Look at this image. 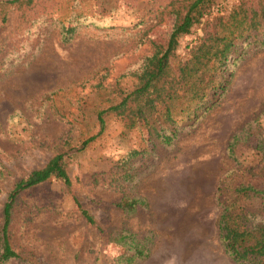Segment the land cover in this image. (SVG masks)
Here are the masks:
<instances>
[{
	"label": "rangeland",
	"instance_id": "rangeland-1",
	"mask_svg": "<svg viewBox=\"0 0 264 264\" xmlns=\"http://www.w3.org/2000/svg\"><path fill=\"white\" fill-rule=\"evenodd\" d=\"M169 1L38 0L25 11L7 12L0 22V223L14 183L54 154L70 156L72 180L66 185L51 179L19 195L8 228L19 258L6 264H114L133 245L148 252L137 264H236L218 240L216 192L222 176L234 169L225 153L233 131L255 120L264 152V48H246L225 92L171 146L145 128L125 129L114 117L96 135L97 112L136 84L131 73L153 52L149 30L161 38L168 30L166 20L156 23ZM241 1L217 0L213 15L227 14ZM73 11L78 28L64 42L61 23ZM204 28L212 24L204 21L179 38L173 66ZM91 136L96 137L76 150ZM132 148L140 153L131 168L115 167ZM242 149L246 156L256 151ZM123 197L147 205L127 211L117 206ZM121 232L131 242L118 244L114 238Z\"/></svg>",
	"mask_w": 264,
	"mask_h": 264
},
{
	"label": "trees",
	"instance_id": "trees-1",
	"mask_svg": "<svg viewBox=\"0 0 264 264\" xmlns=\"http://www.w3.org/2000/svg\"><path fill=\"white\" fill-rule=\"evenodd\" d=\"M37 1L0 0V22L6 20L7 12L25 11ZM216 1L170 0L160 8L156 25L161 26L166 20L168 30L163 38L150 36L149 30L153 52L131 73L136 84L129 90H119V100L97 112L99 129L96 135L105 131L106 118L114 117L125 129L145 128L169 147L182 129L193 126L214 106L225 92L246 48L253 45L264 48V0H259L257 5L242 0L227 14L213 15ZM74 11L61 23L67 24L61 29L64 42L71 40L78 28V16ZM204 21L210 22L212 29L204 28L203 36L191 46L187 56L173 66L179 38ZM227 72L228 78L219 80ZM216 95V99H212ZM253 123L255 120L244 123L228 138L225 153L234 163V169L222 176L216 192L220 208L218 240L236 264H264V152L258 147L262 138L255 135ZM95 137L84 140L76 150L83 149ZM250 146L256 151L246 156L242 147L249 149ZM139 153L135 148L128 150L116 160L115 167L130 169V160ZM69 157L64 152L54 154L43 166L18 179L7 193L1 210L0 264L19 258L8 237L12 210L19 195L51 179L70 185ZM76 205L87 222L94 224V217L78 202ZM146 205L142 198L123 197L117 203L127 211ZM114 240L125 245L130 241V234L121 232ZM147 255L148 252L139 246H128L115 256L114 264H137Z\"/></svg>",
	"mask_w": 264,
	"mask_h": 264
}]
</instances>
